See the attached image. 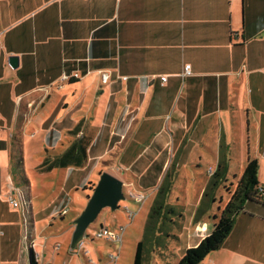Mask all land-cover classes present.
I'll return each mask as SVG.
<instances>
[{"label":"crops","instance_id":"obj_1","mask_svg":"<svg viewBox=\"0 0 264 264\" xmlns=\"http://www.w3.org/2000/svg\"><path fill=\"white\" fill-rule=\"evenodd\" d=\"M77 123L78 133L69 134ZM81 136L91 137L86 165L53 168L50 175H68L35 189L25 160L46 173L37 168L45 154L57 156ZM236 136L245 138L242 172L255 159L264 187V0H0V264H28L31 250L37 264H81L70 244L59 261L56 245L72 236L84 204L76 203L62 232L35 223L53 216V201L68 205L77 172L91 166L97 182L110 165L125 178L160 180L154 195L164 178L185 179L195 167L191 199L183 189L167 198L183 212L176 226L163 222L176 238L159 234L165 247L149 250L144 264L174 251L179 258L214 229L231 193L224 199L219 187L237 185L241 172L234 186L228 154ZM222 162L224 180L203 198ZM49 188L58 195L36 212ZM201 264H264V207L246 202Z\"/></svg>","mask_w":264,"mask_h":264},{"label":"rangeland","instance_id":"obj_2","mask_svg":"<svg viewBox=\"0 0 264 264\" xmlns=\"http://www.w3.org/2000/svg\"><path fill=\"white\" fill-rule=\"evenodd\" d=\"M234 143L231 147V151L228 153L230 154L231 160H232V168L231 171H229V177H230V182L234 183V186L236 185L237 179H233V175L237 178L242 172V152H243V145L245 143V138L242 139V137L236 136L234 139ZM229 156V155H228ZM244 156V155H243ZM26 162V168L29 169L31 168V172H33L37 177L34 179L36 183V187L39 190V192H42L43 189L41 187H37L39 182H58L60 178L62 177L63 174L68 175V172L65 170H56L55 174L46 172L43 174H40L38 170H36L35 165H32V163L29 162V159L25 160ZM91 165V164H90ZM91 166L86 167L85 169H81L80 172H77L78 175H74L75 178L79 181L77 182V188H72L70 190V193L68 195V205L64 206L63 209L62 206L58 204V202L53 201L51 203L50 200L52 198L54 199L56 195H58V189L55 191L52 188H49V193H46L45 198L41 200V203L38 201L35 202L36 207L34 210L40 211L44 207L46 208L49 205V208L47 210L52 211L53 216L46 218V220L41 223L36 221L35 226L37 230H39V225L44 226L51 223V228L53 231L56 232H62L65 228L71 227V221H72V216H73V211L75 210L76 203L80 202L81 204L86 203V197L87 195H91L89 191H82V186L85 185L87 182L92 180V175L90 173V168ZM112 168H117V167H112L110 165L109 167H106L107 173H110L112 176L120 179L121 181L127 183V181L131 182V186H128L127 184L123 183V192L125 195L128 194L130 190L132 191H139V193H143L144 195H147L148 198L144 201L142 206H140L138 203L133 202L129 198L125 197L124 199L119 201V208L114 211L110 212V209L105 208L100 213L98 214L96 220L89 225L87 228V237L82 239V247H76L74 249V252L78 256V260L81 264H86V262L83 259V255H87V259L91 260L90 264H132V258L134 255L135 251V245L137 241H140L141 236H142V229L146 221L147 213L149 212L150 206L152 204L154 196V190L157 187V184L159 183L160 180H155L152 177H136L134 178L133 176L129 175L127 178L122 175V171H117L116 169ZM207 168V167H204ZM195 167L188 166L187 169L185 170V175L183 174V171L181 170V173L185 177L183 179L180 177L177 180L171 181L170 184V190H169V195L171 197L169 198L170 200H173L174 194H180V190H187L189 192V196L191 199V196L194 192V190L197 187V181H193L191 175L192 170H194ZM80 170V169H79ZM72 172H74L72 170ZM39 176H42L43 178H40ZM49 177V178H48ZM155 183V184H154ZM199 185V184H198ZM223 186V187H221ZM219 187V194L223 196L224 199H227L228 194L226 191L231 192L232 187L229 184H223ZM77 189V191H75ZM48 202V203H47ZM173 203V202H171ZM41 205V207H40ZM84 208V207H83ZM58 209L63 210L64 212L57 213L56 211ZM83 210V209H82ZM133 211L135 212V216L132 220H129L127 217V211ZM66 211V213H65ZM81 211V210H80ZM56 212V213H55ZM64 214V216L61 218L58 215L59 214ZM102 225L106 227L109 232L115 234V233H121L120 228L124 227V230L122 231V240L120 243H111L105 238H95V233L99 226ZM61 230V231H60ZM72 232V229H71ZM55 233V232H54ZM70 238H71V233L68 234V236H63L62 238H59L57 241L58 248L57 253H58V259L59 261H62L63 258L62 256L64 255V249L69 247L70 244ZM110 256L115 257L117 256V260L115 263H113L110 259ZM155 258H158V261L160 264H175L179 252L174 251V254H170L169 256L165 257V259H161L158 257V255H153ZM81 259V260H80ZM65 260V259H64ZM66 262V260H65ZM149 264H153L152 261L149 262Z\"/></svg>","mask_w":264,"mask_h":264},{"label":"trees","instance_id":"obj_3","mask_svg":"<svg viewBox=\"0 0 264 264\" xmlns=\"http://www.w3.org/2000/svg\"><path fill=\"white\" fill-rule=\"evenodd\" d=\"M80 123H77L73 130L69 132L71 135H76L79 131ZM90 138L81 136L72 141L64 152L57 156L45 154L40 165L37 166L42 172H48L51 169L65 167H84L87 163V148L90 144ZM227 166L225 163H219L216 171H214L208 184L205 187L203 198L207 197L208 193L213 194L217 187L224 180ZM256 172L258 165L255 159H249L246 162L243 172H241L237 185L230 193L229 200L220 208V213L214 216L216 225L204 238L198 242L196 246L187 248L182 256H180L175 264H201L205 257L213 253L223 237L226 236L231 229L234 216L243 211V206L246 202H254L264 207V187L263 191L259 188L256 181ZM171 181L169 178H164L158 185L155 192V198L152 200L149 212L147 213L146 221L142 229L140 241L136 242L135 251L132 258V264H144L149 254V250L165 247L159 238V234H164L168 238H176L164 231V221L170 223V226H176L178 221L183 218L182 209L169 205L167 198L169 195ZM95 182L89 181L83 187L82 191L93 190ZM89 196V195H87ZM86 196V197H87ZM24 206H27V200L22 198ZM200 212V211H199ZM200 213L196 214V219ZM172 228V227H170ZM28 264H37L34 253L29 251Z\"/></svg>","mask_w":264,"mask_h":264},{"label":"water","instance_id":"obj_4","mask_svg":"<svg viewBox=\"0 0 264 264\" xmlns=\"http://www.w3.org/2000/svg\"><path fill=\"white\" fill-rule=\"evenodd\" d=\"M11 66L18 64V57H8ZM123 181L112 176L110 173L102 172L93 187L91 195L86 197V203L74 219L70 248L74 249L82 239L87 237V228L97 218L100 211L105 208L114 212L119 208V201L126 196L123 192Z\"/></svg>","mask_w":264,"mask_h":264},{"label":"built area","instance_id":"obj_5","mask_svg":"<svg viewBox=\"0 0 264 264\" xmlns=\"http://www.w3.org/2000/svg\"><path fill=\"white\" fill-rule=\"evenodd\" d=\"M189 69H190V66L185 64L184 65V69H183V72L186 73V74H189ZM77 74H74L72 77L71 76H65L64 79H70V78H77ZM100 79H101V82H105L107 81L108 79V75L106 73H101L100 74ZM162 81H165V77H162L161 78ZM262 191H263V188H261ZM125 194V193H124ZM127 198H129L130 200H132L133 202H136L138 203L140 206H142V204L144 203V201L146 200V198H148L147 195H144L143 193H139V192H135V191H132L130 190L128 192L127 195H125ZM9 203L13 206V207H18L19 206V201L14 198L12 195L8 194V197H7ZM127 217L129 220H132L135 216V212L133 211H127ZM121 230V233H111L109 232V230L100 225L99 228L97 229L96 233H95V238L99 239V238H105L106 240H108L109 242L111 243H120L121 240H122V231L124 230V227L120 228ZM82 241L78 243V247L81 248L82 246ZM117 259V257H111V261H115Z\"/></svg>","mask_w":264,"mask_h":264}]
</instances>
